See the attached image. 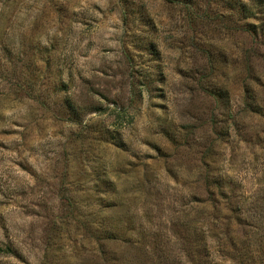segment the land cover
I'll return each mask as SVG.
<instances>
[{"label":"rangeland","instance_id":"rangeland-1","mask_svg":"<svg viewBox=\"0 0 264 264\" xmlns=\"http://www.w3.org/2000/svg\"><path fill=\"white\" fill-rule=\"evenodd\" d=\"M0 264H264V0H0Z\"/></svg>","mask_w":264,"mask_h":264}]
</instances>
